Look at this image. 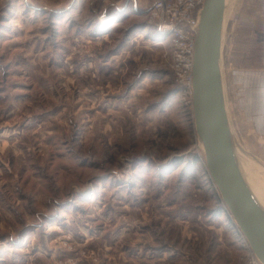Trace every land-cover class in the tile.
<instances>
[{"label":"rangeland","instance_id":"1","mask_svg":"<svg viewBox=\"0 0 264 264\" xmlns=\"http://www.w3.org/2000/svg\"><path fill=\"white\" fill-rule=\"evenodd\" d=\"M153 2L0 0V264L245 263ZM221 72L264 207V0H226Z\"/></svg>","mask_w":264,"mask_h":264},{"label":"water","instance_id":"2","mask_svg":"<svg viewBox=\"0 0 264 264\" xmlns=\"http://www.w3.org/2000/svg\"><path fill=\"white\" fill-rule=\"evenodd\" d=\"M225 10L226 0H205L199 14L193 63V117L208 174L236 227L264 264V207L241 169V148L226 109L221 72Z\"/></svg>","mask_w":264,"mask_h":264},{"label":"built area","instance_id":"3","mask_svg":"<svg viewBox=\"0 0 264 264\" xmlns=\"http://www.w3.org/2000/svg\"><path fill=\"white\" fill-rule=\"evenodd\" d=\"M205 0H154L149 19L161 34H168L174 50L176 68L182 73L183 83L188 88L193 106V63L196 29L199 14ZM238 242L246 251L244 264H262L250 248L247 239L240 233ZM193 264H210L196 262Z\"/></svg>","mask_w":264,"mask_h":264},{"label":"crops","instance_id":"4","mask_svg":"<svg viewBox=\"0 0 264 264\" xmlns=\"http://www.w3.org/2000/svg\"><path fill=\"white\" fill-rule=\"evenodd\" d=\"M235 224V223H234ZM233 223H231L228 228L230 229L231 232L234 233V237L235 239L238 241V237L240 235V231L238 230V228L236 227V225H234ZM240 244V243H239Z\"/></svg>","mask_w":264,"mask_h":264},{"label":"bare ground","instance_id":"5","mask_svg":"<svg viewBox=\"0 0 264 264\" xmlns=\"http://www.w3.org/2000/svg\"><path fill=\"white\" fill-rule=\"evenodd\" d=\"M253 168V167H252Z\"/></svg>","mask_w":264,"mask_h":264}]
</instances>
